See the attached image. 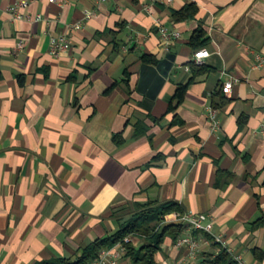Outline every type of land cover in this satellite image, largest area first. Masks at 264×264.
I'll use <instances>...</instances> for the list:
<instances>
[{
	"label": "crops",
	"instance_id": "1",
	"mask_svg": "<svg viewBox=\"0 0 264 264\" xmlns=\"http://www.w3.org/2000/svg\"><path fill=\"white\" fill-rule=\"evenodd\" d=\"M188 3L195 19L174 21ZM199 25L210 56L195 73L189 42ZM161 27L179 35L167 51ZM61 36L70 49L54 55ZM258 56L264 0H0V264L71 257L116 231L115 211L149 201L206 216L208 236L232 257L264 264ZM186 255L168 238L157 260Z\"/></svg>",
	"mask_w": 264,
	"mask_h": 264
},
{
	"label": "trees",
	"instance_id": "2",
	"mask_svg": "<svg viewBox=\"0 0 264 264\" xmlns=\"http://www.w3.org/2000/svg\"><path fill=\"white\" fill-rule=\"evenodd\" d=\"M198 9L195 4L188 3L180 11H173L172 18L176 22L193 20ZM201 25L192 33L189 46L193 51L201 50L207 43L206 32ZM141 60L144 64H154L155 61L148 55H143ZM190 71L195 73L205 72L204 65H196L193 61L188 64ZM180 85L176 88L174 95L169 100V111H174L184 100L188 85ZM220 102L224 97L220 94ZM219 105V104H218ZM217 106V105H216ZM212 102V107H216ZM142 134L144 127L136 128ZM138 134V135H139ZM114 144L123 143L121 135H114ZM264 172V169H263ZM264 186V183H263ZM182 208L175 202H154L136 203L131 207H125L118 212L115 211L113 217L118 225L116 231L110 235L95 240L77 250V254L71 257L54 258L49 261L37 262L35 264H92L98 260L101 253L121 245L125 254L121 258L128 264H159L157 255L162 252L166 239H170L174 244L183 235L184 225L180 223H167L166 217L172 214L182 215ZM199 233L194 232V236ZM209 241L207 246H203L198 252L197 264H237L226 248L215 243L208 235L203 236ZM126 239H129L126 241Z\"/></svg>",
	"mask_w": 264,
	"mask_h": 264
},
{
	"label": "built area",
	"instance_id": "3",
	"mask_svg": "<svg viewBox=\"0 0 264 264\" xmlns=\"http://www.w3.org/2000/svg\"><path fill=\"white\" fill-rule=\"evenodd\" d=\"M51 2H54L55 0H50ZM105 1V0H100ZM166 4H170L172 0H162ZM25 3L15 4L13 8L10 10L17 11L21 6H25ZM160 45L162 49L168 50V46H170V43L176 40L179 35L175 32H169L166 28L161 27L160 28ZM24 47L23 42L18 43V48L22 49ZM70 49V44L66 37L61 36L57 39L51 40V53L54 55H58L62 52H66ZM210 56L209 52L205 50L204 48L202 50H198L193 54L192 61L196 65H202L205 58H208ZM264 67V57L258 56L256 60V64L254 65V68H262ZM232 80H229L225 82L222 86V92L224 94H229L232 90ZM208 116L212 123V128L216 130L218 128V122L216 119V112L215 110L208 108ZM173 219L168 220V216L165 219L167 223H180L184 225L185 229L183 232V235L178 238L174 246L176 248H184L187 250V255L185 258H183L181 261L176 262L174 264H197V257L198 252L201 250L203 246H207L209 244V241L204 238H198V236H194L193 233H202L205 235H209L211 231V224H205L206 216L204 215H194V214H183V215H176L172 214ZM171 216V215H169ZM129 239H126L128 241ZM213 241L215 243L220 244L222 247L226 248L225 243L223 240L219 237L214 238ZM228 252L229 250L226 249ZM125 254V250L121 245H118L112 249L106 250L103 253H101L98 260L94 261L92 264H118L119 260L123 257ZM233 260L237 264H245L243 259L241 257H233Z\"/></svg>",
	"mask_w": 264,
	"mask_h": 264
},
{
	"label": "rangeland",
	"instance_id": "4",
	"mask_svg": "<svg viewBox=\"0 0 264 264\" xmlns=\"http://www.w3.org/2000/svg\"><path fill=\"white\" fill-rule=\"evenodd\" d=\"M167 218V217H166ZM122 264H128V262L127 261H123V263Z\"/></svg>",
	"mask_w": 264,
	"mask_h": 264
}]
</instances>
